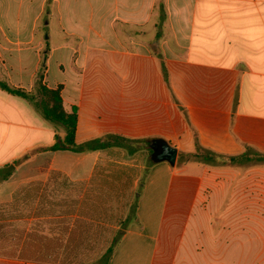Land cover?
<instances>
[{
    "label": "crops",
    "instance_id": "obj_1",
    "mask_svg": "<svg viewBox=\"0 0 264 264\" xmlns=\"http://www.w3.org/2000/svg\"><path fill=\"white\" fill-rule=\"evenodd\" d=\"M232 1L0 0V80L33 91L43 67L44 83L61 87L65 110L78 108L77 142L118 133L144 139L152 153L162 142L187 153L198 145L264 153V12L243 11L264 0ZM218 2L241 12L218 14ZM17 98L0 88V168L24 159L0 181V203L24 187L17 174L36 161L89 181L116 149L32 154L61 131ZM58 156L78 169L61 167ZM154 163L165 175L144 186L165 185L163 205L151 210L139 201L137 225L110 264H264V202L249 205L263 163L193 161L188 172ZM44 263L57 262L0 255V264Z\"/></svg>",
    "mask_w": 264,
    "mask_h": 264
},
{
    "label": "rangeland",
    "instance_id": "obj_2",
    "mask_svg": "<svg viewBox=\"0 0 264 264\" xmlns=\"http://www.w3.org/2000/svg\"><path fill=\"white\" fill-rule=\"evenodd\" d=\"M248 1L250 2V0ZM221 4L218 2L216 7L218 14H239L241 12L239 11L241 8L237 6H226L224 4L221 6ZM212 8L206 7L205 9L208 11V9L211 10ZM258 9L264 12V7H248L243 11H247L248 14H257ZM163 14L164 11L161 9V15L163 16ZM248 25L252 27L254 24ZM40 31L43 32L44 29L40 28ZM17 100L20 102L22 99L17 98ZM42 120L46 119L42 117ZM48 122L52 126H56L58 131H61V134L65 132L62 126L51 121ZM152 155L149 144H146L144 150L133 155L119 148L107 151L105 156L98 162V176L91 183H88L87 180H71L60 171L62 177L51 183L49 198L47 199V204H44L47 206L41 210L44 216L28 222H31L30 226L32 228L37 227L42 233L49 235L52 242L56 241L55 238L60 231L59 225L64 222L67 224V222L76 223L78 221L79 230L84 232L82 235L79 232L78 236H73V238L71 236L67 243L69 247L59 249L56 254L49 258L50 261L57 262L51 264L97 263L113 241L135 223L140 200L142 203L147 201V204L151 206V210L161 209L164 196L167 193L166 186L160 185V183H153L150 188L144 186V183L149 178L155 182L159 175H165L164 171L160 170L157 172V169L152 168L155 165ZM56 160L61 163V167H67L72 170L78 169L77 166L74 167L65 163L66 160L61 158V156H58ZM193 160L191 153L178 151L177 160L172 167L176 171L185 170V172H188L187 168ZM169 164L168 161L159 163L160 166H169ZM79 168L82 172L86 166ZM51 173L52 167L49 160L41 159L36 161L35 166L31 165L19 170L17 177L25 181L19 188L31 181L27 178L28 174L37 175V178L32 180L46 181L50 178ZM64 177H67L70 183H66ZM249 190L250 207L259 206V202H264V175L259 178L258 183L250 182ZM76 200H80V204L85 207L78 209L76 216H70L68 212L71 211V207ZM39 204L42 205L41 203ZM35 211H38L37 208H35ZM45 212L50 215L46 216ZM16 214L23 218L22 221L26 220L31 214L29 206L21 207V211ZM80 214L84 216L79 217L81 216ZM134 225L136 226L137 224ZM15 246L11 241L5 243L0 238V255L5 254V252H13Z\"/></svg>",
    "mask_w": 264,
    "mask_h": 264
},
{
    "label": "trees",
    "instance_id": "obj_3",
    "mask_svg": "<svg viewBox=\"0 0 264 264\" xmlns=\"http://www.w3.org/2000/svg\"><path fill=\"white\" fill-rule=\"evenodd\" d=\"M43 79L44 75L42 67L36 76L33 91H28L24 88L13 87L7 82L0 80L1 89L12 95L29 101L44 119L58 124L65 129L63 134H55L53 143L32 149V154L62 150L85 152L119 148L124 149L128 154L133 155L145 149L144 139L130 138L118 133H110L105 136L95 137L83 142H77L76 128L78 120V108L73 106L71 111H66L61 95V87L49 88L44 83ZM191 155L194 158L193 161H201L205 163H237L241 161H249L264 164V153L255 151L250 146L241 154L227 155L215 153L198 145L196 147V151L192 152ZM23 161V158H17L12 162L6 163L4 166H2L0 168V181L8 180L13 175L17 167L23 163ZM97 176L98 170L96 167V171L88 183L95 181ZM60 177H62V173L60 171L53 170L48 180L31 181L22 189L17 190L13 194L11 201L0 204V238H2L5 243L11 241L16 245L13 252H5V254L2 255L32 260L50 261L49 258L56 254L59 249L69 247V244L67 245V243L71 236L72 238L73 236H78L79 232L80 235L83 234L84 231L82 232L79 230L78 221H76V223L67 222V224L65 222H60L61 224L59 225V234L55 238L56 241L52 242L49 235L42 233L37 227L32 228L30 226L31 222H28L44 216L42 215L41 210L45 209L47 206L44 204H47L49 191L51 190V183L57 179H60ZM64 181L67 183L68 178L64 177ZM68 183H70V180ZM38 202L42 205H40ZM80 203V200H76L75 204L71 207V211L68 212L70 216H76V211L85 207ZM27 205L30 208L31 214L29 218L22 221L23 218H21L16 213L21 211V207ZM35 208H37L38 211H35ZM45 213L46 216L50 215L47 212ZM80 215L81 216L79 217L84 216L83 214ZM123 235L124 233H122L119 238H116L100 257L98 262L93 264H110L115 245Z\"/></svg>",
    "mask_w": 264,
    "mask_h": 264
},
{
    "label": "water",
    "instance_id": "obj_4",
    "mask_svg": "<svg viewBox=\"0 0 264 264\" xmlns=\"http://www.w3.org/2000/svg\"><path fill=\"white\" fill-rule=\"evenodd\" d=\"M153 152V160L155 162L168 161L171 165H174L177 156L178 150L176 147L170 145L168 142H162L160 146H152Z\"/></svg>",
    "mask_w": 264,
    "mask_h": 264
}]
</instances>
